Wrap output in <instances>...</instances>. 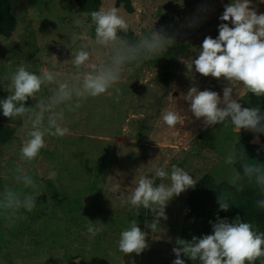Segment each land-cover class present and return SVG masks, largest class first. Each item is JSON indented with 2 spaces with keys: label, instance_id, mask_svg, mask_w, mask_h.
<instances>
[{
  "label": "rangeland",
  "instance_id": "1",
  "mask_svg": "<svg viewBox=\"0 0 264 264\" xmlns=\"http://www.w3.org/2000/svg\"><path fill=\"white\" fill-rule=\"evenodd\" d=\"M20 1V22L11 47L0 41V76L9 73L8 66L13 67L11 71L21 65L33 72L60 71L56 83L37 94L46 99L59 83L73 76L71 50L95 37L87 35L82 40L83 34L76 30V0ZM227 3L229 0H132L133 12L117 7L128 22L127 32L132 30L139 40L154 29L175 35L176 43L161 57L129 65L107 93L73 97L58 105L55 110L63 112L60 124L69 132L63 137L47 136L34 160L20 159L25 126L2 148L0 200L12 191L21 200L33 196L36 205L31 211L0 208V264H172L193 187L168 202L167 219L162 218L154 232L148 227L153 219L150 210L136 214L130 205H122L113 188L119 184V191L128 195L149 168L165 162L169 170L172 165L182 167L197 182L206 173L218 182H230L236 168L235 163L225 162L226 157L235 154L237 142L251 130L238 133L230 122L205 127L183 99L194 85L222 95L226 81L205 77L194 69L193 80L186 62L196 58L205 37L218 35L219 16ZM254 5L264 12V4L254 0ZM112 6L116 7V0H103L102 7ZM194 19L198 22L190 26ZM191 30L196 36L181 44ZM119 35L125 38L123 32ZM91 47L92 60L97 62L94 49L98 46ZM101 58L106 59L107 54ZM237 87L245 91L242 84ZM240 102L242 107H258L264 105V95L248 93ZM168 109L181 113L182 122L175 127H168L161 118ZM251 143L264 144L255 138ZM18 166L33 178L34 187L15 179ZM156 182L170 183L167 179ZM132 220L148 233L147 247L139 255H124L118 240ZM89 223L101 229L95 237L87 232Z\"/></svg>",
  "mask_w": 264,
  "mask_h": 264
},
{
  "label": "clouds",
  "instance_id": "2",
  "mask_svg": "<svg viewBox=\"0 0 264 264\" xmlns=\"http://www.w3.org/2000/svg\"><path fill=\"white\" fill-rule=\"evenodd\" d=\"M258 3L264 4V0H258ZM85 19L89 22L82 19L75 21L76 26L84 30L81 39H86L87 30L93 27L95 39L87 40L74 52L71 50L70 60L75 72L71 78L59 83L50 97L38 98L37 94L42 88L56 83L60 71L41 69L33 72L24 65L11 71L13 67L8 66L9 73L0 76V85L8 92L5 98H0V115L10 121L16 118L24 120L25 139L20 147V159L23 161H32L39 155L46 145L47 136L63 137L69 132L67 127L60 124L63 112L55 110L58 105L72 101L73 97H96L107 93L121 80L129 65L161 57L176 43L175 35L154 29L149 37L129 42L119 35L126 33L129 25L115 6L94 10L90 13V19ZM219 20L222 23L218 25V35L215 38L205 37L196 58L190 63L186 62V66L193 80L194 69L195 73L205 77L226 81L222 95L210 88L201 90L194 85L183 99L188 102V110L193 117L201 120L205 127L230 122L238 133L244 129L264 134V113L259 107H242L240 102L248 93L258 97L264 95V12L258 11L254 0H229ZM197 22L194 19L190 26H195ZM93 44L98 46L94 49L97 62L92 60ZM105 53L107 58H101ZM52 56L57 61V56ZM71 80H75V83ZM237 84H242L245 91H239ZM30 98L36 101L34 106H27ZM79 107L80 104L76 103L75 108ZM161 118L170 128L182 122L181 113L173 109L163 111ZM255 139L259 142V136ZM261 147L264 148V145ZM236 160L235 154H229L225 162L231 165ZM241 167L242 172L234 170L231 185L241 191L239 182L246 177L264 191V164L243 163ZM15 179L26 186H35L33 178L25 174L20 166L16 168ZM158 179H167L170 183H157ZM196 182L190 172L177 165H172L169 170L165 162L149 168L130 194L120 192L119 184L114 185L113 190L120 195L122 205H130L136 209V214L141 209L150 210L153 219L148 227L154 232L160 226L161 219H167L168 202L194 187ZM217 202L222 211H228L234 204L222 194ZM35 205L33 196L28 195L21 200L12 191H7L4 199L0 200V208L31 211ZM256 205L264 209V199L257 200ZM210 223L211 234L193 237L190 242L177 239L180 247L173 248L176 259L172 264H185L181 254L199 264H255L257 259L264 257V231L251 222L241 219L239 215L231 220L217 215L215 222ZM100 230L92 223L87 227L90 238ZM147 236L148 233L138 226L136 220H132L120 233L118 249L124 255H139L147 247Z\"/></svg>",
  "mask_w": 264,
  "mask_h": 264
},
{
  "label": "trees",
  "instance_id": "3",
  "mask_svg": "<svg viewBox=\"0 0 264 264\" xmlns=\"http://www.w3.org/2000/svg\"><path fill=\"white\" fill-rule=\"evenodd\" d=\"M20 2V0H0V41L9 47H11V39L20 22L18 11ZM102 4L103 0H76L74 7L76 20L82 19L86 23L89 22L85 18L90 19V13L101 8ZM121 6H124L129 12L134 11L132 0H116V7ZM76 30L80 34H84V30L77 26ZM87 35L95 37L94 27L87 30ZM123 35L129 42L139 40L132 30L126 33L123 32ZM9 43L11 44L9 45ZM7 95V90H4V87L0 85V98H5ZM26 104L27 106H34L31 98ZM258 107L261 113H264V105ZM21 126H25L23 119L16 118L10 121L9 118L0 115V151L15 137ZM256 135H259V142L262 139L264 143V134L254 133L253 131H250L237 142L235 149L237 157L236 170L242 172L241 166L243 163L264 164V148L261 147L262 145L251 143ZM239 183L242 187L241 191H237L228 181L218 182L211 173L203 175L188 195L179 239L190 242L193 237L211 234L212 225L210 222H215L217 215L222 218L227 217L229 220L239 215L241 219L251 222L260 231H264V209L258 208L256 205L257 200L264 199V191L254 181H250L246 177L242 178ZM221 194L234 203L228 211L219 210L217 198ZM181 258L185 260V264H199L198 261H192L183 254H181ZM255 264H264V257L257 259Z\"/></svg>",
  "mask_w": 264,
  "mask_h": 264
},
{
  "label": "water",
  "instance_id": "4",
  "mask_svg": "<svg viewBox=\"0 0 264 264\" xmlns=\"http://www.w3.org/2000/svg\"><path fill=\"white\" fill-rule=\"evenodd\" d=\"M196 36V32L191 30L187 35L183 36L182 40L180 41L181 44L185 43L187 40Z\"/></svg>",
  "mask_w": 264,
  "mask_h": 264
}]
</instances>
